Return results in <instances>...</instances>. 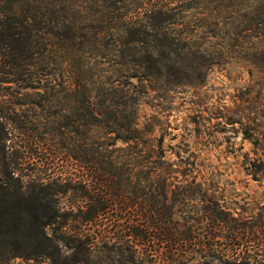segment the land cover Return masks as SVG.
I'll use <instances>...</instances> for the list:
<instances>
[{"label": "trees", "instance_id": "trees-1", "mask_svg": "<svg viewBox=\"0 0 264 264\" xmlns=\"http://www.w3.org/2000/svg\"><path fill=\"white\" fill-rule=\"evenodd\" d=\"M233 60L248 69L253 93L261 94L264 0H0V86L34 80L33 74L23 76L38 66L45 105L72 108L71 117L52 132L76 134L70 157L89 172L87 179L38 182V191L28 194L23 176L14 178L6 166L10 179H0V263L51 256L57 246L46 227L62 216L42 194L71 187L91 206L69 217L89 225L109 211L122 213L108 222L111 236L102 243L128 253L134 264L199 255L221 264H264V219L251 222L225 207L213 182L204 176L198 181V159L176 153L185 167L180 175L189 178L185 187L169 183L180 177L172 162L167 177L156 176L160 198H150L144 187L131 196L129 178L116 173L113 152L101 150L106 143L98 137L102 132L103 138L149 149L155 168H162L171 133L162 126L166 122L143 115L144 106L156 93L202 85L214 67ZM101 65L107 68L98 69ZM4 112L0 109V122ZM246 119L241 112L242 126ZM251 131L243 129L245 138ZM167 187H174L169 202ZM181 204L188 207L185 216L175 211ZM84 236L65 239L82 253L98 239Z\"/></svg>", "mask_w": 264, "mask_h": 264}, {"label": "rangeland", "instance_id": "rangeland-1", "mask_svg": "<svg viewBox=\"0 0 264 264\" xmlns=\"http://www.w3.org/2000/svg\"><path fill=\"white\" fill-rule=\"evenodd\" d=\"M100 68H107V65ZM38 69L37 66L24 73L26 78L33 74L32 81L0 86V109L3 108L7 119L0 122V179L9 181L10 175L4 171L8 166L14 171V178L23 176L28 194L38 191L34 186L41 181L53 182L58 178L60 181H73L76 178L87 179L89 175L85 167L77 166L70 157L76 149L73 141L76 134L70 129L63 131L64 136L58 131L52 132L65 122V118L71 117L72 108L69 104L45 105L41 97L45 92V83L39 80ZM253 82L248 69L233 60L229 65L214 67L202 85L156 93L150 104L144 106L143 115L153 116L162 124L166 122L162 126L171 133L165 140L167 161L160 169L155 168L157 166L153 161L156 157L149 149L135 143L124 144L103 138L102 132L98 133V137L106 144L100 149L113 152L110 155L119 165L115 171L119 176L129 178L131 196L144 187L150 198H160L156 176L167 177L172 162H175L173 169L180 175L185 167L176 153H181L182 157L192 155L193 159L199 160L202 172L198 181L203 182L204 176L208 184L213 182L225 207L237 216L248 217L251 222L264 219V165L260 164L264 161V90L259 95L258 92L253 93ZM241 112L248 120L244 121V126L240 124ZM5 124H8L7 127ZM247 126L252 129L247 136L250 138H245L243 134ZM160 135L158 130L157 136ZM143 158L148 162L141 166ZM142 174L147 178H143ZM186 180L189 178L180 175L177 181L169 183L183 188ZM94 185L92 183V188ZM59 190V187H53L42 194H47L46 200L52 201L62 216L57 223L46 227V233L57 246L50 251L51 256L12 258L0 264H134L128 253L103 247L104 237L111 236L105 227L111 219H116L114 217H121V212L109 211L102 216V220L86 225L69 216L80 210L86 211L91 206L88 199L82 198V192L71 187H64L62 192ZM173 190L174 187H167L168 202L172 199ZM187 209L181 204L175 211L179 216H185ZM136 211L139 213L138 209ZM88 233L98 237L93 243L91 241L90 251L77 253L65 239L84 240V235ZM219 262L199 255L190 261L164 263L152 260L137 264H221Z\"/></svg>", "mask_w": 264, "mask_h": 264}]
</instances>
